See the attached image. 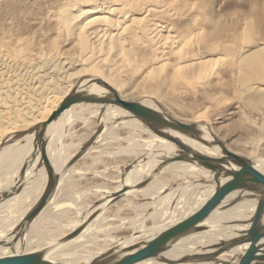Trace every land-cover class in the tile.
Returning a JSON list of instances; mask_svg holds the SVG:
<instances>
[{
  "label": "bare ground",
  "instance_id": "6f19581e",
  "mask_svg": "<svg viewBox=\"0 0 264 264\" xmlns=\"http://www.w3.org/2000/svg\"><path fill=\"white\" fill-rule=\"evenodd\" d=\"M171 4L172 3H167V0H60V2H58V4L50 12V14H48L47 18L52 22L54 26L53 29L58 33V35L59 33L66 32L69 35L75 36L77 44L82 49V54L80 55L82 56L83 60L85 59L87 61L89 60L93 62H102L104 61L105 55L110 54L111 56H106V60L110 59L111 62L119 63L121 61L127 60L128 62L133 64L134 68H136L137 70H141L143 68L145 70L147 69L142 75L147 80L157 81L160 79V82H169L174 85L176 83H181L186 88L190 87V89H192V91L194 92L197 85L200 86L205 82V80H210V77L213 74L214 70L218 67L217 62L224 63L225 61H227L228 66L231 67V74H235L237 77L236 85H234V87L236 89V92L238 93L237 95L239 96V98L244 101V103L247 105L246 107L256 110L260 114H263L262 110L264 109V83L256 80L264 81V42L260 41L264 40V37L262 36V34H259L258 38L254 35V32L252 30L247 29L249 28L250 19H245V21L243 22L242 27H244V31L241 35H239V33L236 31L229 34L227 32L228 29L225 28L227 25L223 26L222 24L218 25L212 23L213 25H210L208 28L210 31L206 32V39L208 41H213V43L206 46H198L197 44L196 46L192 47L191 45L193 40L201 35V32L198 31L199 27L198 30H194L193 23L198 26L199 20L202 18V15H192L191 7L188 6V8L185 10V3L177 5L181 11L179 13H176V9L174 10L171 7ZM5 5L6 8L10 7V11L9 9L7 10L8 16H13L16 13V8L13 5V0H9L8 2L6 1ZM160 18H164L166 21H162V19ZM193 32H196L194 35L195 37L191 39ZM223 37L225 44H229L230 42L235 43L233 53L228 51L221 54H215L214 48L218 47V44L216 43ZM166 38L172 40L173 44L176 43L177 40L178 44H180L179 48L176 50L175 44L173 47H169L167 49H165V47H162V40L164 41V44H168V40ZM28 43L29 42L25 38L17 39L15 36L9 37L8 40H5V38L3 37L0 43V68L5 69L6 66L14 67L17 61L19 62V57L22 54L23 47L29 45ZM106 48L114 49V51H110L109 53L103 52L102 50ZM172 55L174 57L173 59H171ZM75 61L78 62L79 60ZM64 63H66L65 60H63L61 64ZM72 63L73 62L71 61V66ZM94 64L91 66H93V68H96L95 71H100L97 70V68L103 69L100 64L97 65L100 67H97ZM2 70H0V80L2 81V83H4L3 81H8V79L10 80L11 78H14V73L16 72L15 70L13 73L10 71L12 70V68L9 69V71L13 74L7 73L8 71H6V69L4 71ZM101 73L102 72L100 71V74ZM33 74H35V72ZM31 76L33 78V75ZM35 77H38L37 74ZM42 77L43 76H41V78ZM100 77L101 76H99V78ZM23 78L24 77L16 82L17 87H14V85L11 86L9 84H7V86H0V102H3L4 106L6 107H9L13 104L16 105V109L14 108L13 112L15 113L17 111L16 113H18V116L23 117L20 118L23 123L20 125L23 127L27 125L32 128L36 125V127H34L32 131L24 135L25 137L23 136L24 142L20 143L22 138L17 140L15 139L13 141V147L14 144H18V147H16V149H13L12 146H6L0 149V161L7 160V164L5 163L6 161L2 164H6L4 167H6L7 170H11L10 165H12L14 157L21 156L19 158H24V155L30 154L32 148H30V144L32 141H34V135L39 131L42 122H44L51 114V112L57 108V106L68 93L74 92L71 91L72 86L69 84V86L66 87L64 91L62 90V94V91L60 92V94H58L57 92L47 94L43 96V98H41L37 102V104L35 103L36 105L32 103L33 106H30V102L28 101L29 105L28 107L26 106L27 109L25 110V107L23 108V105L25 104H23L22 100H24V98L26 97H30V94L32 93H30L29 88L33 89V86L26 85L27 83H25ZM87 81L84 79V81H81L80 83L78 82L79 84L74 87V89H76L75 92L88 93L91 96H96L95 94L97 93L101 94L97 97L110 99L114 98L113 90L118 92L117 94H119L122 87V84L120 85L117 84V81H113V84L109 85L110 90L101 89L98 91L94 87V85H91V90L79 89V87H81ZM13 83L15 84V82ZM54 85L56 89H58V84L55 83ZM106 85L108 86V84L105 83V86ZM51 88L54 87L52 86ZM160 89L161 88H158L159 91ZM59 91L60 90H58V92ZM147 97L148 96H146V98H140L137 100V102H140L141 104H144L156 110V107L149 99H147ZM122 98L128 99L129 97L123 96ZM82 103L89 104L91 102L75 103L65 109L62 113H60L56 118H54L50 123L47 124L45 136L47 137V134H50L53 127V129L58 130L62 126L68 124L70 112L72 111L74 106L80 105ZM90 106L95 108V111H93L95 116L100 113L98 117V124L101 122L104 123L103 128H97L100 129L101 132H99L100 134L98 133L100 136L99 138H101L102 135L106 136L107 133H105V131L108 130V128H111L109 127V120L112 118L114 120V118H116V110L119 111L120 107L112 104L101 103L90 104ZM101 107H103V110L100 112L99 110H101ZM0 109L2 108L0 107ZM9 111L10 110H6L5 112L8 113ZM120 111L125 114V116H129L131 118L125 120L128 122H126L127 125L130 126L133 131H136L137 133H139L141 130L149 131L146 128L147 125L142 120L135 118L126 110ZM31 113L35 114L33 115L34 119L29 120L28 116L32 115ZM162 114L166 115L167 113ZM34 116H38V118L35 119ZM9 117L11 116L9 115ZM10 120L5 119L4 115L0 116V135H3L2 138H4V136L8 133H12V135L8 137L7 140L12 139L15 136L16 130L20 127L17 120H14L13 122H11L12 120ZM141 121L146 126L142 125ZM197 128L200 131L201 137L204 138L206 143L197 141L190 135L188 136L183 133L172 132L167 128L165 129L157 127L155 129L157 134L149 133V139L143 140L144 144L133 143L131 145L132 147H130V149L131 151H133L132 157H130L128 161L126 160L122 165L120 164L121 167H118V184L115 187L105 191L106 193L102 195L103 199L102 201H100L102 203L100 206L113 203L115 198L117 197V193H119L120 191H125L124 189L127 187H131L132 189H130V191H125L122 193L123 197L138 193L139 195L144 197V199H147L146 205L144 207L140 206L141 209L138 208L139 211L148 210L153 206L154 203L156 206L159 202H171L175 192L176 197L174 201L176 203L175 207L177 208L174 209V213L172 216H170L169 214L171 212H169V208L166 209V212H168V214H159L158 219H156L155 221L154 218H156L157 215L154 211L157 208H154V214L153 212H151L150 214L153 217L154 225L150 228H146L145 225H143L142 221L137 219L141 217L142 213H136L137 217L134 220L128 221L130 226H132L133 233L125 239L121 238L120 240H118L113 245V247H117L115 251H112L113 247L110 248L111 244H104L99 253H93L87 247L91 246V243L94 240L90 239V234H88V231L91 228H97L96 224L99 220H101V215H96L94 218L91 217L93 215L85 217L83 222L85 224L86 221H89L88 225L83 228L84 231L82 233L76 234L77 236H79V234L80 236H82L84 233H86L83 241L78 242L80 241L81 237H77L76 235L74 236H76L77 238L74 239H79L78 241H73L72 237L74 236L69 237L70 239L67 238L69 240L66 242L63 252L59 255L53 254L51 256H44L43 249L37 250L36 248H34V246L28 247L27 245H25L26 242L24 243L23 235H21V237L17 236L16 234L9 237L7 240H4L5 238L3 239V237L9 235L12 230H14L19 224H21V222L26 220L28 212L37 203H39L43 192L50 180V177L48 176V170L46 169L40 154L39 144L36 140L34 144V151H37V149H39V153L34 156V159L31 158L29 167L33 168L36 166V163L42 162L47 175L42 172V183L39 187L38 192L33 197L31 204H29L27 208H24L20 213V207L18 205V202H16V198L17 196H21L24 199V203L31 199L32 195L30 196L31 193L29 191L31 187L29 188V186L30 183L32 184L34 178L24 184L20 182V180L16 181L17 177L12 178L10 176L8 180L3 184L2 188L4 192L7 193L9 191L7 195V202L10 211L8 215L4 217L2 210L4 208V200L6 198H2L0 201V241H4L0 242V256L38 251L42 253V257L45 260L51 262L52 264H88L92 262V260H95L97 258L99 259L103 256L119 258L130 252L128 251L129 246H132L137 242L146 241L147 239L162 232L170 225L187 216L182 215L179 218L176 217V215L179 213L177 203L180 200L184 199V207L188 204L190 207L194 205V209H192L191 212L195 211L211 196L216 188H218L223 182H225L232 176V173L236 170V168L231 164V162L225 160V163H222L221 166L223 168H226L228 173L221 174L217 182L212 181V177L214 175L213 171L210 172L202 168V166L188 161H170L168 162V164L163 165L159 169L155 170V168H158L159 164L164 161L165 158L175 156L176 153H172L173 151L178 152L177 148L172 144L171 141V143L167 142L169 140L166 137L170 136L166 134L167 131H170L173 134V137H176L174 138L176 140H178L177 137L180 136L181 140L178 141L189 146L195 152L210 156L212 158H226L227 152L225 151L231 150H229V147L224 145L214 135L212 129H210L208 125L203 123L198 124ZM259 131V135L263 136L264 122L261 124ZM97 135H95V137ZM95 137L93 138V141L95 140ZM5 139L2 140L5 141ZM210 139L212 140V142H209ZM52 143L54 142L52 141L51 134L49 141L47 139L46 142V155L49 159L50 165L52 166L51 174L52 179H54L55 176H58L55 170H58L59 166H61V155L59 151L60 148H53ZM87 147L88 146H86L82 150L84 151L83 154L86 152ZM82 151L75 153L71 158H69L66 165H68L69 167L76 161H78L82 157ZM148 152H150L151 154H158L159 156L156 155L146 158L142 157ZM77 156L78 158L76 160H73V158ZM261 160V158L254 157L252 161H247L251 164V166L264 174V171L259 168L260 165L258 164V162H260ZM134 163L135 165H133ZM23 174L24 170L22 172V176ZM152 174L154 176L152 179L141 183ZM202 177L206 179V182L203 184L187 185L185 183L188 181L202 179ZM24 180H28V178ZM56 189L59 191L57 187ZM56 189L50 196L46 205L41 209V211L29 223L26 224L29 227L28 232L29 230H32V226L38 220H41L44 216H46L47 208L45 207L50 203L52 198L56 196V193H58ZM233 198H235V201L230 203L226 208L221 209L223 208V205L231 202ZM103 208L99 207L98 211ZM258 210L260 212L259 214H256ZM248 212H251L250 216H247ZM168 215L170 216L169 218ZM121 225H123V223L119 224L118 229H121ZM198 227H203V229L196 234L189 233L188 235L179 238L178 240L174 241V243H172L168 247V249L162 251L160 254L144 259L135 264H210L207 261L201 260H208L212 257L215 258L214 261H211L214 262L213 264H222L226 262H234L236 264H239L247 255L264 253V242L240 243L220 251L221 247L225 245L229 240L238 238L239 236L250 232L251 230L264 229V196L259 195V193L257 192L247 190L233 191L228 194L203 221H201L196 227H194V229ZM75 228L77 229V227ZM194 229L192 231H194ZM147 230L148 233L151 231V235H149L148 238L144 236V234L147 233ZM72 232H74V230ZM72 232L70 234H72ZM143 238L145 239L143 240ZM11 240H14L12 244L10 243ZM80 247L81 249H83L79 250ZM67 253L69 254L65 255ZM193 255L199 257H195L192 259L199 260L201 262L184 263L182 261H179L184 256ZM235 258H237L239 261H236ZM164 259L165 262L163 261Z\"/></svg>",
  "mask_w": 264,
  "mask_h": 264
},
{
  "label": "rangeland",
  "instance_id": "374dc122",
  "mask_svg": "<svg viewBox=\"0 0 264 264\" xmlns=\"http://www.w3.org/2000/svg\"><path fill=\"white\" fill-rule=\"evenodd\" d=\"M6 1L8 2L9 0H0V43L3 37L5 40H8L9 37L16 36L17 39H27L29 45L23 47L22 54L19 57V62L17 61L14 67L6 66L5 68L9 74H13L14 70L16 71L14 73V78H11L10 80L8 79V81H3L4 83H2L0 80V86H7V84H9L11 86L14 85V87H17L16 82L24 77L23 80L25 83H27L26 85L33 86V89L29 88L30 93H32H29L30 97H26L24 100H22L23 104H25L23 105L25 110L27 109L29 102L30 106H33V104L36 105L37 102L43 98V96L55 92L60 94V92L62 90L64 91L66 87L69 86V84L72 86L71 91H75L76 89H74V87H76V85L81 81H84V79L88 81L79 87V89L91 90V85H94L98 91L101 89L110 90L109 85H112L113 81H117V84H122L121 91L118 94L120 97L128 96L129 100L137 101L140 98L142 99L148 96L147 99L152 102V104L156 107V110L159 112L167 113L181 122H186L194 126L202 123L208 125V127L212 129L214 135L224 145L228 146L229 150L232 152L239 154L249 162L252 161L254 157L261 158L262 160L258 162V164L260 165L259 168L264 171V135H259V128L264 122V109L262 110L263 114H260L258 111L246 107L247 105L244 103V101L239 98L234 87V85H236L237 77L235 74H231V67L228 66L227 61L224 63L217 62L218 67L214 70L210 80H205V82L200 86L197 85L195 87V92L192 91L190 87H184L181 83H176L174 85L169 82H160V79L157 81L147 80L142 76L147 69L145 70L143 68L141 70H137L134 68L133 64L127 60L121 61L120 63L111 62L110 59L106 60V56H111L110 54H106L104 61L102 62L87 61L85 59L83 60L82 56L80 55L82 54V49L77 44L75 36L69 35L66 32L59 33L58 35V33L53 29L54 26L52 22L47 18L48 14H50V12L55 8L60 0H13V5L16 8V13L13 16H8L7 10L9 9L10 11V7L6 8ZM167 3H172L171 7L174 10L176 9V13L181 11L177 5L185 3V10L188 8V6L191 7L192 15H202L198 26L192 22L194 30H198L199 27L198 31L201 32V35L193 40L191 45L192 47L196 46L197 44L198 46H206L213 43V41H208L206 39V32L210 31L208 28L210 25H213L212 23L218 25L222 24L223 26L227 25L225 28L228 29L227 32L229 34L236 31L239 33V35H241L244 31V27H242L243 22L245 19H250L249 28L247 29L252 30L254 35L258 38L259 34H262L264 37V0H167ZM162 21L166 20L163 18ZM195 33L196 32H193L191 39L195 37ZM166 39L168 40V44H164V41L162 40V47L167 49L169 47H173L175 44L176 50L179 48L180 44H178L177 40L176 43L173 44L172 40L169 38ZM260 41L264 42V40ZM216 44H218L217 48L212 46L214 48L215 54H221L228 51L233 53L235 43L230 42L229 44H225L224 37L218 40ZM102 51L109 53L110 51H114V49L106 48ZM173 58L174 57L172 55L171 59ZM63 60H65L66 63L61 64ZM75 60L79 61L77 62ZM71 61L73 62L72 66L70 65ZM92 63H95V66L99 64L102 66L103 69L97 68V70L102 72L101 74L100 71H95L96 68L91 66L93 65ZM10 68H12L10 71L13 73L9 71ZM2 69L0 68L2 71L5 70L4 68ZM34 72L35 74H33ZM36 74L38 77H35ZM31 75H33V78ZM41 76L43 77L41 78ZM99 76L101 77L99 78ZM256 81L264 83L262 80ZM13 82H15V84ZM55 83L58 84V89H56L54 85ZM105 83L108 84V86L106 85L107 87L105 86ZM52 86L54 88H51ZM158 88H161L160 91ZM58 90L60 91L58 92ZM95 95L100 96L101 94L96 93ZM90 104L94 103H82L80 105L74 106L70 112L68 124L62 126L58 130L53 129V127L50 134H47L46 142L47 139L49 141L52 134V141L54 142L52 143V147L60 148L59 151L61 155V166H59V168L64 165V160L67 156L69 157L70 154L81 152L88 144L89 145L86 148V152L82 154L80 160L76 161L77 165L73 169L69 171V169L74 165L69 167L68 165H64L63 169L68 167L66 169L68 170L66 174L61 179H59L60 177L58 176L55 177L58 181L57 188L59 191L56 189L58 193H56L53 202H51L52 200L50 201L52 204L51 207H49V204L47 205L48 207H45L47 208L46 216H44L41 220H38L32 226V230H29V232V227L26 225V221L21 222V224L12 230L9 235L3 237V239L5 238L4 240H7L9 237L16 234L17 236L23 235L24 243L26 242L25 245L28 247L34 246V248L37 250L43 249L44 256H51L53 254L59 255L63 252L66 242L70 239L67 238L69 237V234L76 229L75 227L82 229L80 233L84 231L83 228L89 223V221H86L84 224L83 221L85 217L93 215L91 217L94 218L96 215H101V220H99L96 224L97 228H91L89 230L90 232L88 231V234H90V239L94 240L91 243V246L87 247L93 253H99L104 244H111V248L118 240L121 238L125 239L133 233L132 226H130L128 221L134 220L137 217L136 213H142L141 217L138 216L139 218L137 219L142 221L146 228H150L154 225V221L158 219L159 214H168V212H166V209L168 208L169 212L171 211L169 213L170 216L173 215L174 209L177 208L175 207L176 203L174 201L176 192L171 202H156L158 205L155 206L154 203L153 206L149 208L150 210L148 209L146 211H139L141 207L146 205L147 199H144V197L138 193L123 197V192H127L132 189L131 187H127L124 189L125 191H120L116 194L117 197L113 203L100 206L102 204L100 201H102V195L106 193L105 191L115 187L118 184V167H121L120 164L122 165L126 160L128 161V159L132 157L133 151L130 149V147H132L131 145L133 143L144 144L143 140L149 139V133H157L148 128L142 121L141 124L146 126L149 131L141 130L139 133L133 131L131 127L127 125L128 122L125 120L131 118L129 116H125V114L120 111L125 110L119 108V111L116 110V118H114V120L113 118L109 120V127L111 128H108V130H106L107 132L105 131V133H107L106 136L102 135V137L99 138L100 132L95 137V140L91 142L93 133L98 127L103 128L104 123L101 122L98 124V117L100 113L95 116L93 112L95 111V108L91 107ZM0 107L2 108L0 109V116L4 115L5 119H11V122L17 120L19 125L23 124L22 120L20 119L23 117L18 116V113H16L17 111L15 113L13 112V109H16L15 104L6 107L4 106L3 102H0ZM100 109L101 110L99 111L101 112L103 107ZM6 110H10L8 112L9 114L5 112ZM9 115L12 118L9 117ZM33 115L35 114L28 116L29 120L34 119ZM38 116H34L35 119L38 118ZM34 127H36V125L33 126V128ZM33 128L27 125L24 127L20 125L19 129L16 130L15 136L10 140L8 139L9 141L7 138L10 137L12 133L6 134L4 138H2L3 135H0V149L6 146L13 147V141L15 139L17 140L22 138L20 143L24 142V135L32 131ZM36 134L34 135V141H32L30 144V148L32 147L30 154L24 155V158H19L21 156L14 157L15 161H12V165L14 166L10 165L11 170H7L6 167H4L7 164V160L0 161V201L4 197L6 198L4 200L5 204L2 210L4 217L8 215L10 211L7 202V195L9 191L7 193L4 192L2 187L10 176L12 178L17 177L16 181L20 180V182L24 184L34 178L32 184L30 183L29 186V188L31 187L29 189L31 193L30 196L32 195L31 199L24 203V199L21 196H17L16 198V202H18L20 207V213L24 208H27L28 205L31 204L33 197L38 192L42 183V172L47 175L42 162L36 163V166L33 168L29 167L32 156H35L39 153V149L34 151ZM166 134L173 136L170 131H167ZM174 138L176 137L174 136ZM177 138L178 140H181L180 136ZM2 139H5V141ZM209 142H212V140L210 139ZM172 144L177 148L178 151H173L172 153L179 155L180 153L184 152V150L180 149L177 145L174 143ZM16 145L14 144L13 149L18 147L17 143ZM156 155L159 156L158 154H151L148 152L142 157L146 158ZM171 157L172 156L165 158V160L162 161L158 168H155V170L159 169L165 164H168V162L171 161ZM3 162L6 164L4 163V165H2ZM133 165H135V163ZM22 170H24L23 176ZM153 177L154 176L152 174L141 183H144ZM26 178H28V180H24ZM205 182L206 179L202 177V179L188 181L185 183L187 185H200ZM257 192L261 193L259 195H262L264 192V187L258 189ZM233 201H235V198H233L231 202L223 205V208L221 209L226 208ZM177 205L179 213L176 215V217L178 218L182 215H189L192 213L191 210L194 209V205L190 207L188 204L184 207V199L180 200ZM180 205L184 209L181 208ZM99 207L104 208L98 211ZM154 208H157L154 211L156 212L157 216L153 221V217L150 214L153 212ZM259 212L260 211L258 210L256 214H259ZM250 215L251 212H248L247 216ZM170 216L168 215V218ZM121 223H123V225H121V229H118V226ZM202 229L203 227H198L194 229L191 234H196ZM146 232L147 233L144 234V236L148 238V236L151 235V231L149 232L150 234L148 233V230ZM76 236L72 237L73 241L76 240L74 238L81 237L80 241H78L79 239L76 240L81 242L85 238L86 233H84L82 236H80V234L79 236ZM144 239L145 238H143V240ZM4 240H1L0 242H3ZM82 249L81 247L79 248V250ZM112 249V251H115L117 247L114 246ZM69 253L65 255H68ZM195 257L199 256H184L179 261L184 263L207 261L210 264H213L214 262L211 261L215 260L214 257L201 261L192 259ZM235 260L239 261L237 258H235ZM163 261L165 262V259ZM222 264L236 263L226 262Z\"/></svg>",
  "mask_w": 264,
  "mask_h": 264
},
{
  "label": "water",
  "instance_id": "95a60500",
  "mask_svg": "<svg viewBox=\"0 0 264 264\" xmlns=\"http://www.w3.org/2000/svg\"><path fill=\"white\" fill-rule=\"evenodd\" d=\"M113 95L114 98L109 99L104 97L91 96L88 93H79L75 91L70 92L60 102L57 108L51 112L48 118L44 122H42L41 127L36 134V140L39 144L40 154L45 164V167L48 170V176L50 177V180L43 192L39 203H37L28 212L25 220L26 223H29L46 205L50 196L56 189L58 183L56 178L52 179V166L50 165L49 159L46 155V126L72 104L79 102H91L116 105L128 111L135 118L142 120L154 132H156L155 129L157 127L165 129L167 128L170 129L172 132L190 135L193 139L206 143L204 138L201 137L200 131L198 130L197 126L186 122H181L168 114L163 115L158 110H154L153 108L141 104L140 102L124 99L120 97L114 90ZM99 132L100 129H97L94 132L91 138V142L93 141L95 135H97ZM166 138L175 145H177L180 149L184 150L183 153H180L179 155L177 154L170 158L171 161H188L202 166V168H204L205 170H208L210 172L213 171L214 175L212 177V181L214 182L218 181L219 176L221 174L228 173L227 169L221 166L222 163H225V160L231 162V164L236 168V170L232 173V176L228 180L223 182L218 188L214 190L211 196L199 208H197L189 215L170 225L162 232L147 239L146 241L137 242L136 244L129 246L128 251L130 252H128L122 257L113 258L111 256H103L99 259L97 258L95 260H92V262L88 264H135L144 259L156 256L162 251L168 249V247L172 243H174V241L191 233L194 227H196L201 221H203L231 192L236 190H247L257 192L258 189L264 187V174L255 169L253 166H251V164L239 154L234 153L232 151H225L227 152L226 158H212L210 156L195 152L189 146L174 139L173 136H167ZM83 152L84 151H82V154ZM77 158L78 156L73 158V160H76ZM32 159H34V156H32ZM262 195L264 196V192ZM81 230L82 229L78 227L76 230H74V232H72V234L69 235V237L80 233ZM14 240H11L10 243L12 244ZM245 242H264V229L251 230L250 232H247L239 236L238 238L229 240L225 245L221 247L220 251L230 246ZM0 264L52 263L45 260L42 257L41 252L30 251L19 254L0 256ZM239 264H264V253L247 255Z\"/></svg>",
  "mask_w": 264,
  "mask_h": 264
},
{
  "label": "crops",
  "instance_id": "0c3cea01",
  "mask_svg": "<svg viewBox=\"0 0 264 264\" xmlns=\"http://www.w3.org/2000/svg\"><path fill=\"white\" fill-rule=\"evenodd\" d=\"M74 154H70L69 155V157L67 156L66 157V159L64 160V165L66 166V163H67V161L69 160V158H71L72 156H73ZM80 160V159H79ZM78 160V161H79ZM63 165V166H64ZM74 166H72L70 169H69V171L71 170V169H73L76 165H77V162H75L74 164H73ZM63 166L62 167H60L58 170L56 169L55 171L57 172V175L60 177V178H62L65 174H66V172L68 171V170H66V169H63ZM65 171V172H64ZM74 171V170H73ZM59 172V173H58ZM61 172V173H60ZM75 172V171H74ZM61 175H62V177H61ZM59 178V179H60ZM62 181V180H61ZM59 187V186H58ZM53 199H54V197L52 198V201L51 202H53ZM51 202L49 203V207H51Z\"/></svg>",
  "mask_w": 264,
  "mask_h": 264
}]
</instances>
